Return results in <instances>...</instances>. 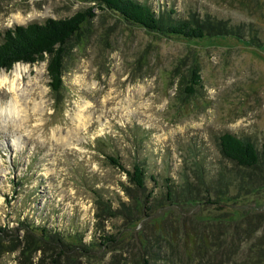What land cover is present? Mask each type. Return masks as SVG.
<instances>
[{"label":"rangeland","instance_id":"obj_1","mask_svg":"<svg viewBox=\"0 0 264 264\" xmlns=\"http://www.w3.org/2000/svg\"><path fill=\"white\" fill-rule=\"evenodd\" d=\"M138 1L179 19L226 21L245 39L163 35L82 0H0V43L15 26L86 16L59 95L47 60L12 69L20 66V88L44 112L31 105L23 123L0 118V264H199L185 255L184 227L211 242L204 262L241 261L248 234L261 232L264 159L236 168L219 138L231 133L259 151L264 142V0ZM12 70H0V112L12 100ZM110 157L128 171L144 165L146 189ZM223 171L239 181L214 191ZM187 181L198 201L184 194L170 204L166 186L175 198Z\"/></svg>","mask_w":264,"mask_h":264},{"label":"trees","instance_id":"obj_2","mask_svg":"<svg viewBox=\"0 0 264 264\" xmlns=\"http://www.w3.org/2000/svg\"><path fill=\"white\" fill-rule=\"evenodd\" d=\"M82 1L94 2L102 8L118 14L132 25L141 26L163 35H174L189 40L224 35L245 39L241 27L232 26L226 21H220L210 16L203 19L194 17L192 21L179 19L173 9L156 11L148 2L142 3L138 0ZM85 19L84 14L77 13L68 19L54 20L51 18L44 23L19 25L6 30L0 43V70L11 71L17 64L35 65L47 60V73L50 79L51 91L53 94L59 95L63 88L69 42L80 31ZM201 83V77L195 74L194 86H199ZM219 147L222 155L239 169L255 170L260 168L261 159H264V142L259 151L252 141L241 139L231 133L220 136ZM109 159L113 165L127 174L131 183L141 190L146 189L148 175L144 165L137 163L133 166L132 171H128L119 159L113 157ZM226 173L227 171H223L220 174L218 180H216V185H218L213 186L214 191L221 185L228 188V186L230 187L233 183L239 181V177L237 178L235 172L232 171L227 175ZM208 176V172L203 169V166H200V183L205 188L210 186V189L212 180L211 178L209 180ZM151 179L156 182L154 177H151ZM166 182L168 184L170 180L167 179ZM178 190L179 194H176L174 198L175 189L169 185L166 186L165 197L172 205V202H176L184 194L188 195L190 201H198V197H200L199 194L194 193V188L188 181L185 189L181 186ZM151 192L148 195L150 198L154 197V192ZM209 203L212 204L211 201ZM259 228L262 230L255 234L254 238L248 234L245 239L243 248L247 253H242L241 261L232 258L227 261L218 259L219 255H223L221 248V251L217 249L218 251L215 254L212 252L213 259L217 258L215 261L204 262V258L211 252V242L208 237L201 236L202 233H194L191 229L184 227V233L180 239L183 241L182 247L187 257L189 256L193 260L197 257H203L201 260L197 258L199 264H264V222ZM42 232L48 234L46 230H42ZM104 240L106 242L110 241L107 237Z\"/></svg>","mask_w":264,"mask_h":264},{"label":"bare ground","instance_id":"obj_3","mask_svg":"<svg viewBox=\"0 0 264 264\" xmlns=\"http://www.w3.org/2000/svg\"><path fill=\"white\" fill-rule=\"evenodd\" d=\"M13 79L9 80L8 82V89L11 93L12 100L10 101V104L0 112V118L2 117L3 113H8V115L14 120L16 123V120L19 119L22 123L25 122L28 117V108L33 106L34 112H44L43 110V102L38 103L35 101L33 92H30L28 89H21L18 83V78L22 74V69L20 66L15 67L14 70H12ZM21 78V77H20ZM7 79V78H6ZM7 83V82H6ZM5 83V84H6ZM5 86V85H4ZM79 120H82L81 114L78 116ZM19 126H22L21 123H19Z\"/></svg>","mask_w":264,"mask_h":264}]
</instances>
